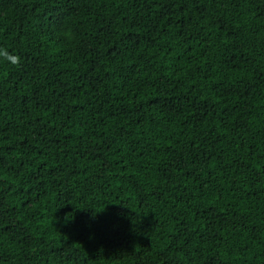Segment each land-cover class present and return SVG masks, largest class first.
<instances>
[{
	"label": "trees",
	"instance_id": "trees-1",
	"mask_svg": "<svg viewBox=\"0 0 264 264\" xmlns=\"http://www.w3.org/2000/svg\"><path fill=\"white\" fill-rule=\"evenodd\" d=\"M0 264H264V0H0Z\"/></svg>",
	"mask_w": 264,
	"mask_h": 264
},
{
	"label": "clouds",
	"instance_id": "clouds-1",
	"mask_svg": "<svg viewBox=\"0 0 264 264\" xmlns=\"http://www.w3.org/2000/svg\"><path fill=\"white\" fill-rule=\"evenodd\" d=\"M0 59L17 68L22 63V58L18 54L12 53L4 47H0Z\"/></svg>",
	"mask_w": 264,
	"mask_h": 264
}]
</instances>
